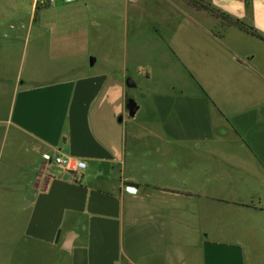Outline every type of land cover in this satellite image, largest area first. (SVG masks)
<instances>
[{"label": "crops", "instance_id": "1", "mask_svg": "<svg viewBox=\"0 0 264 264\" xmlns=\"http://www.w3.org/2000/svg\"><path fill=\"white\" fill-rule=\"evenodd\" d=\"M30 1L20 64L29 43L34 58L47 44ZM207 1L264 39V0ZM166 4L178 48L155 22L124 44L121 73L148 81L133 116L124 77L51 66L14 81L0 121V264H256L264 41ZM43 154L85 162L80 179Z\"/></svg>", "mask_w": 264, "mask_h": 264}, {"label": "rangeland", "instance_id": "2", "mask_svg": "<svg viewBox=\"0 0 264 264\" xmlns=\"http://www.w3.org/2000/svg\"><path fill=\"white\" fill-rule=\"evenodd\" d=\"M30 2L0 0V121L6 118L14 81L18 77L24 79L34 70H42L46 74L51 66H57L55 69L64 76L90 71L108 74L109 82L112 83L119 77L130 79L135 86L127 87L128 100L142 104L145 98L143 90L148 81L144 75L138 76L132 65L127 67L126 75L121 73L122 52L126 40L129 46L133 36L142 38L147 33L152 35L151 27L154 22L161 26L157 31L163 36L170 35L171 43L179 47L178 41L183 36H179V32L173 29L171 21L174 16L169 18L168 12L161 6L168 9L166 3H169L204 26L215 21L224 26L228 21L225 16L212 10L207 0H80L75 3L54 0L46 6L39 3L33 16L41 25L47 44L44 45L42 55L34 58L30 55L33 42L29 43L26 52L24 51V62L20 64L24 48L21 37L27 33ZM85 3L91 8L83 7ZM176 16L179 18L178 13ZM36 26L34 24L32 37ZM9 37L12 38L11 42ZM90 58L95 60L93 65H90ZM35 60L37 68L33 63ZM51 62L57 65H52ZM77 68H80V72ZM111 100L113 104L116 103L114 96ZM121 117L118 114L116 119ZM4 130L5 124L0 122V136ZM257 263L264 264V251L259 252Z\"/></svg>", "mask_w": 264, "mask_h": 264}, {"label": "built area", "instance_id": "3", "mask_svg": "<svg viewBox=\"0 0 264 264\" xmlns=\"http://www.w3.org/2000/svg\"><path fill=\"white\" fill-rule=\"evenodd\" d=\"M54 0H36V5L39 7V3L41 6L50 5ZM65 3H75L80 0H63ZM42 160L48 165H56L61 167L65 171L69 172L75 180H79V172L85 168V162L79 159H74L70 157H64L61 155H51V154H43ZM126 190L130 192H135L136 189L134 187H126Z\"/></svg>", "mask_w": 264, "mask_h": 264}, {"label": "trees", "instance_id": "4", "mask_svg": "<svg viewBox=\"0 0 264 264\" xmlns=\"http://www.w3.org/2000/svg\"><path fill=\"white\" fill-rule=\"evenodd\" d=\"M36 9H38V6L36 5L35 6ZM227 24L228 25H234L236 27H238L241 31L247 33V34H250L254 37H257L259 38L260 40L264 41V39L258 37L255 33H253L250 29H248L247 27H245V25L237 20H232V19H227ZM127 107H128V100H127Z\"/></svg>", "mask_w": 264, "mask_h": 264}, {"label": "water", "instance_id": "5", "mask_svg": "<svg viewBox=\"0 0 264 264\" xmlns=\"http://www.w3.org/2000/svg\"><path fill=\"white\" fill-rule=\"evenodd\" d=\"M94 61L95 60L93 58H90V65H93ZM125 86L126 87H134V83L130 79H126L125 80ZM127 110H128V114L130 116L134 115V113H135V103L131 99L128 100Z\"/></svg>", "mask_w": 264, "mask_h": 264}]
</instances>
